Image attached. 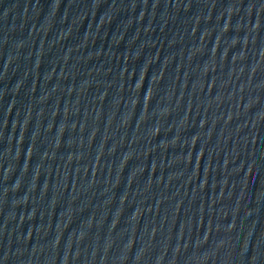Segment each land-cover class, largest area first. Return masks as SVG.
Listing matches in <instances>:
<instances>
[{
  "label": "water",
  "instance_id": "95a60500",
  "mask_svg": "<svg viewBox=\"0 0 264 264\" xmlns=\"http://www.w3.org/2000/svg\"><path fill=\"white\" fill-rule=\"evenodd\" d=\"M0 264H264V0H0Z\"/></svg>",
  "mask_w": 264,
  "mask_h": 264
}]
</instances>
